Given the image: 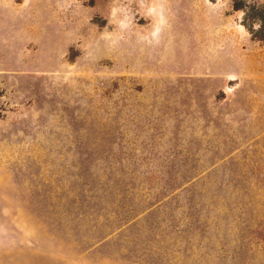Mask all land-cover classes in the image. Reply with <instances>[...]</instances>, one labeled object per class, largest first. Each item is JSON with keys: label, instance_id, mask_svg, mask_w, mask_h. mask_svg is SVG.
<instances>
[{"label": "rangeland", "instance_id": "1", "mask_svg": "<svg viewBox=\"0 0 264 264\" xmlns=\"http://www.w3.org/2000/svg\"><path fill=\"white\" fill-rule=\"evenodd\" d=\"M134 3L0 0V264H264V0Z\"/></svg>", "mask_w": 264, "mask_h": 264}, {"label": "clouds", "instance_id": "2", "mask_svg": "<svg viewBox=\"0 0 264 264\" xmlns=\"http://www.w3.org/2000/svg\"><path fill=\"white\" fill-rule=\"evenodd\" d=\"M141 4H143V6L146 8V9H152V5L149 3V0H135V3L133 4V7H139ZM118 14L120 15V18H121V25L124 26L125 24V18H124V15L122 13H119ZM139 14V13H136V15ZM153 11H149L147 15L145 16H140V17H144L145 19L149 20V22L151 21L152 19V15H153Z\"/></svg>", "mask_w": 264, "mask_h": 264}]
</instances>
